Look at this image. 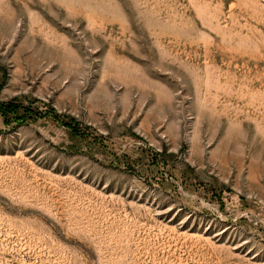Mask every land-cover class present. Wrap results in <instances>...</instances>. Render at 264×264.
Returning <instances> with one entry per match:
<instances>
[{
	"label": "rangeland",
	"instance_id": "obj_1",
	"mask_svg": "<svg viewBox=\"0 0 264 264\" xmlns=\"http://www.w3.org/2000/svg\"><path fill=\"white\" fill-rule=\"evenodd\" d=\"M0 264H264V0H0Z\"/></svg>",
	"mask_w": 264,
	"mask_h": 264
}]
</instances>
